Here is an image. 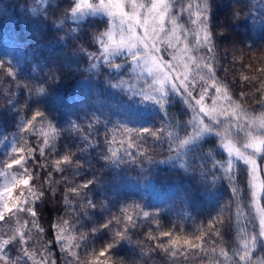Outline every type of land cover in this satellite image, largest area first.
I'll return each mask as SVG.
<instances>
[{
	"label": "snow or ice",
	"instance_id": "6c2138e0",
	"mask_svg": "<svg viewBox=\"0 0 264 264\" xmlns=\"http://www.w3.org/2000/svg\"><path fill=\"white\" fill-rule=\"evenodd\" d=\"M213 7L214 0H75L66 16L83 19L86 14L100 13L108 17L109 26L103 32L94 33L102 51L88 52L90 58L103 59L110 67L119 68L121 64L112 58L126 55L134 65L136 80H143L146 85L139 89L145 100L163 107L168 103L169 92L175 91L192 113L183 122V130L178 120L171 128L165 125L160 129L127 126L113 129L108 141L110 155L106 159L116 161L124 150L134 162L140 163L132 153L135 150L139 158L149 163L157 160L163 163L205 133H215L228 155L216 164L223 167L228 177L233 199L216 217L191 234H183L182 228L178 230L176 226L163 229L156 218L158 213H150L135 204L124 207L90 232L79 231L75 225L70 227L67 219L59 217L51 225L54 238L48 235L45 239L38 202L48 193L55 195L65 185L62 203L77 218L98 205L90 198L84 199L86 190L95 181L68 186L70 179L63 173L82 165L74 160V153L57 155L60 130L37 109L28 118L21 116L23 135L13 146L10 158L0 165V176L6 178L0 187V264H129L114 255V250L124 241L138 248L144 260L160 252L171 264H264V163L261 162L264 158V45L226 48L224 59L230 60L231 66L239 64L240 67L231 74L230 68L224 67L223 77L218 75L221 65L217 34L212 26ZM245 15L237 9L233 20H241ZM63 23L64 17H61L57 25ZM0 73L10 77L17 88L26 89L30 96L46 94V84L17 80L16 70L4 61H0ZM58 78L55 73L50 75L53 81ZM4 91L8 92L11 103L15 93ZM74 130H80L79 125H74ZM117 131L121 133L119 138ZM146 136L156 139L167 136L172 141L169 147L175 145V150L158 158V152L143 145ZM32 137L38 138L34 142L37 146H33ZM37 153L43 163L37 160ZM237 161L247 166L246 184L239 178ZM40 170H45L43 179ZM54 173L60 174V179ZM225 208L230 213L227 218ZM149 218L153 227L145 238L133 239L131 229L141 219ZM228 226L235 230L231 240L225 239ZM101 229H111V241L99 248L89 247L92 235ZM14 247L19 249L15 257L10 255ZM131 264H143V261L134 260Z\"/></svg>",
	"mask_w": 264,
	"mask_h": 264
},
{
	"label": "trees",
	"instance_id": "16d2710c",
	"mask_svg": "<svg viewBox=\"0 0 264 264\" xmlns=\"http://www.w3.org/2000/svg\"><path fill=\"white\" fill-rule=\"evenodd\" d=\"M74 3L75 0H48L45 4L40 0H0V61L16 70L17 80L44 83L47 88L46 94L30 96L26 89L17 88L10 77L0 73V165L10 158L13 146L23 135L21 116L28 118L37 109L42 110L60 130L57 155L74 153V160L82 165L63 173L70 179L68 186L95 181L86 190L84 199L90 198L98 205L77 218L62 203L65 185H61L55 195L48 193L38 202L45 239L48 235L54 238L51 225L59 217L67 219L70 227L75 225L79 231L90 232L107 223L124 207L135 204L150 213H158L156 218L165 230L176 226L178 230L182 228L183 234L194 233L233 199L228 177L223 167L216 164L228 158L220 138L214 133H205L163 163L158 160L149 163L139 158L135 150L132 153L140 163L134 162L124 150L116 161L106 159L110 155L108 141L113 129L121 126L160 129L165 125L171 128L178 120L183 130V122L188 121L192 113L176 92H169L168 103L163 107L145 100L139 92L144 84L138 83L136 89L132 87L136 84V76L127 58L112 60L124 66L120 71L103 59L90 58L88 52L102 50L94 33L103 32L109 26V19L90 17L74 22L71 16H66ZM237 9L247 14L241 20H233ZM61 17L64 23L58 26ZM212 26L217 34L221 65L218 75L223 77L224 67L230 68V74L240 67L239 64L231 66V61L224 59L226 48L264 45V0H214ZM52 73L59 78L51 80ZM125 81L129 83H122ZM5 89L15 93L11 103ZM89 124L93 127L89 128ZM74 125H79L80 130H74ZM116 135L119 138L121 133L117 131ZM36 139L31 138L33 146H37ZM171 144L167 136L160 139L146 136L143 140L145 147L158 152V158L175 150V145L169 147ZM37 160L44 162L38 153ZM237 165L239 178L246 184L247 166L239 161ZM40 176L45 178V170H40ZM3 177L0 176V183ZM54 177L60 179V174L54 173ZM224 215L226 218L230 215L226 208ZM150 220L141 219L138 226L131 229L133 239L145 238L146 232L153 227ZM234 232L233 227H226L225 239L231 240ZM111 239V229H101L92 235L88 246L99 248ZM10 255H19V249L11 248ZM114 255L129 264L134 260L143 261V264H171L160 252L144 260L140 250L126 241L114 250Z\"/></svg>",
	"mask_w": 264,
	"mask_h": 264
},
{
	"label": "rangeland",
	"instance_id": "374dc122",
	"mask_svg": "<svg viewBox=\"0 0 264 264\" xmlns=\"http://www.w3.org/2000/svg\"><path fill=\"white\" fill-rule=\"evenodd\" d=\"M47 1H48V0H40V2L43 3V4L47 3ZM90 17H105V18H108V17H106L105 15L100 14V13H98V14H91V13H89V14H86V15L83 17V19H80V18L73 19V18L71 17V20L74 21V22H81V21H84V20H86V19H88V18H90ZM101 51H102V50H101ZM117 58H127V56H126V55H118V56L113 57L112 60L117 59ZM127 59H128V58H127ZM165 59H169V57L165 56ZM128 60H129V62H130V64H131L132 72L135 74V76H137V73H136L135 71H133L134 65L131 63L130 59H128ZM104 61H105V60H104ZM123 68H124V66L121 65V67H119V68H115V69H116L117 71H120V70H122ZM138 83H143V84H144V81H143V80H139V81L136 80V84H135V88H134V89H136V88L138 87ZM145 86H146V85H145ZM172 92H175V91H172ZM214 134H215V133H214ZM261 162L264 163V158H262V161H261ZM241 163H242V162H241ZM262 176H264V173H262ZM5 183H6V178L3 177V180H2V182L0 183V187H3Z\"/></svg>",
	"mask_w": 264,
	"mask_h": 264
},
{
	"label": "clouds",
	"instance_id": "9594fccd",
	"mask_svg": "<svg viewBox=\"0 0 264 264\" xmlns=\"http://www.w3.org/2000/svg\"><path fill=\"white\" fill-rule=\"evenodd\" d=\"M246 14V13H245ZM239 48H242V46H240Z\"/></svg>",
	"mask_w": 264,
	"mask_h": 264
}]
</instances>
